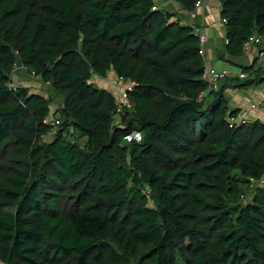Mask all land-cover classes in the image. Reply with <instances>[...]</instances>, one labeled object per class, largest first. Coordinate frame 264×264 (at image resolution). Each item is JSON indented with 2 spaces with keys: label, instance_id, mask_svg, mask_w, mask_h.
Here are the masks:
<instances>
[{
  "label": "trees",
  "instance_id": "16d2710c",
  "mask_svg": "<svg viewBox=\"0 0 264 264\" xmlns=\"http://www.w3.org/2000/svg\"><path fill=\"white\" fill-rule=\"evenodd\" d=\"M218 1L225 53L264 44V0ZM240 67L198 100V39L154 0H0V263L264 264V123L230 127L224 95L264 68ZM109 70L133 82L118 115Z\"/></svg>",
  "mask_w": 264,
  "mask_h": 264
},
{
  "label": "crops",
  "instance_id": "0c3cea01",
  "mask_svg": "<svg viewBox=\"0 0 264 264\" xmlns=\"http://www.w3.org/2000/svg\"><path fill=\"white\" fill-rule=\"evenodd\" d=\"M154 1L157 7L165 8L175 13V15L181 19L182 23H194L205 32L207 35V41L203 47L200 48L199 46L203 59V67L206 65L217 71H225L229 76H240V74L243 73L241 72L240 65L250 66L254 64L256 67L258 66V63H262L261 67L264 68V51L259 54V48L264 47L262 40L258 41L259 44L251 45L248 51L243 50L242 55L238 58L233 59L229 54L225 53L224 27L219 21L220 3L218 0H204L206 1L204 4L199 6H196L195 4L194 9L191 12L182 10L174 0ZM173 18H175V16H173ZM220 53L224 55V59L220 58V61L216 62L214 54L219 58ZM110 73L115 75L112 70H110L107 75ZM247 77L249 78V76ZM115 79L111 84L114 85ZM112 94L114 95V93ZM224 95L227 98L228 106L231 109H248V121L258 120L264 123V82L256 83L251 87L243 89H226ZM226 95H228V97ZM259 102H262V105L250 108V105Z\"/></svg>",
  "mask_w": 264,
  "mask_h": 264
},
{
  "label": "built area",
  "instance_id": "2783aa9c",
  "mask_svg": "<svg viewBox=\"0 0 264 264\" xmlns=\"http://www.w3.org/2000/svg\"><path fill=\"white\" fill-rule=\"evenodd\" d=\"M206 1L204 0H197L195 3L196 6H199L201 4H204ZM219 21L224 24L226 21L224 18L219 17ZM189 26L193 30V34L197 37L199 46L200 48L203 47V45L207 41V35L205 32L198 26L195 25L194 23H189ZM258 43V38L257 37H250L248 38L244 44H243V50L248 51L250 49V46L253 44ZM201 53V51H200ZM260 54V53H259ZM32 73V72H31ZM33 74V73H32ZM227 72L225 71H217L214 68H211L209 66H204L203 67V72H202V78L205 79L207 82V87L204 91H202L198 95V100L202 99L209 91L216 90L218 88V83L219 80L223 77L226 76ZM241 77H244V74H240ZM10 87H14V85H11V83H8ZM114 85L118 87L120 93L118 95H115V103H116V115L120 114L123 109H132V104L128 99L127 93L132 90L133 88V82L130 80H127L123 77H116L114 81ZM262 105V102H259L257 104H252L250 105V108H254L256 106ZM248 116V109H240L236 115H230L228 117V122L229 126L232 127L234 125H239L247 120ZM54 121L55 125H58L60 123L59 119H57L53 114L52 111L50 114L44 119V123L50 124L51 121ZM127 141L131 140H140V134L138 132H135L133 134L127 135L125 137Z\"/></svg>",
  "mask_w": 264,
  "mask_h": 264
},
{
  "label": "rangeland",
  "instance_id": "374dc122",
  "mask_svg": "<svg viewBox=\"0 0 264 264\" xmlns=\"http://www.w3.org/2000/svg\"><path fill=\"white\" fill-rule=\"evenodd\" d=\"M214 57L216 58L215 59L216 62L220 61V58H218L216 54H214ZM221 63H224V62H221ZM261 64L258 63V66H261ZM258 66H256V67H258ZM115 77L116 76L113 73L108 74L106 78L105 77H99L97 75H93L91 77V82H93L98 87L106 88L110 92L114 93L115 95H118L120 93L118 87L111 84V82L115 79ZM10 83H11V85H14L15 88L18 85H21V86L28 87L31 92L41 93L44 95L50 94V96L52 97L50 106L53 110H56V108L61 105L60 94H57L54 91H51L48 83L43 82L40 79V77L35 76L27 68L23 67L22 65L15 66L14 70L10 74ZM226 96L228 97V95H226ZM56 127L57 126L54 127L53 131L56 129ZM51 138H52V133L43 137V139L46 141L50 140ZM0 264H3V263H0Z\"/></svg>",
  "mask_w": 264,
  "mask_h": 264
},
{
  "label": "clouds",
  "instance_id": "9594fccd",
  "mask_svg": "<svg viewBox=\"0 0 264 264\" xmlns=\"http://www.w3.org/2000/svg\"><path fill=\"white\" fill-rule=\"evenodd\" d=\"M259 53H260V52H259ZM242 74H243V73H242ZM244 75H245L244 77H246V74H245V73H244ZM114 96H115V94H114ZM50 110L52 111V113H54V111H55V110H53V109L51 108V106H50ZM55 117H56V116H55Z\"/></svg>",
  "mask_w": 264,
  "mask_h": 264
}]
</instances>
